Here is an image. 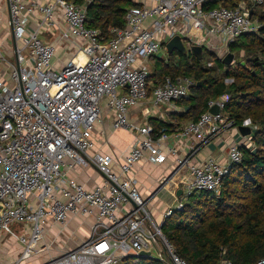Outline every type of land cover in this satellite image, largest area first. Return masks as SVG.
Returning a JSON list of instances; mask_svg holds the SVG:
<instances>
[{
	"label": "built area",
	"instance_id": "obj_1",
	"mask_svg": "<svg viewBox=\"0 0 264 264\" xmlns=\"http://www.w3.org/2000/svg\"><path fill=\"white\" fill-rule=\"evenodd\" d=\"M229 1L153 0L151 6L131 8L125 27L113 29L108 38L87 25L91 0L82 5L70 0H8L16 48L13 61L0 51V232L23 247L15 264L49 254L54 240L44 241L50 222L65 227L74 218L92 220L89 236L46 264H122L141 252H150L162 264H187L163 234L165 221H156L142 197L134 168L144 159L164 164L168 155L177 158L179 169L187 168L191 180L165 220L182 210L196 191L220 194L231 166L243 162L245 146L232 142L226 164L211 157L195 162V156L229 130L240 134L224 112L228 96L209 103V110L220 107L218 115L208 110L173 132L175 146L167 155L162 146L168 132L154 135L150 124L132 122L130 110L145 102L172 107L189 97L196 85L191 77L149 81L151 62L174 37L187 38L189 52L201 46L224 59L241 36L260 32L264 24L252 12L264 0L225 6ZM58 11L66 23L59 39L76 51L60 69L55 67L57 45L41 34L42 27L55 23ZM104 104L115 113L114 129L134 138L118 159V171L108 156L91 153ZM143 113L149 115L147 109ZM247 125L253 129L251 120ZM243 138L250 140L246 148L252 150V136ZM184 139L189 152L181 158ZM77 166L94 167L103 182L87 188L70 176ZM169 181L166 178L163 185ZM222 255L220 264H232L226 251ZM257 264H264V259Z\"/></svg>",
	"mask_w": 264,
	"mask_h": 264
},
{
	"label": "trees",
	"instance_id": "obj_2",
	"mask_svg": "<svg viewBox=\"0 0 264 264\" xmlns=\"http://www.w3.org/2000/svg\"><path fill=\"white\" fill-rule=\"evenodd\" d=\"M235 1L240 0L224 5L232 7ZM136 6L142 4L135 0H91L87 25L109 38L113 29L125 27L128 11ZM252 14L264 24V13L260 16L253 10ZM229 53L237 58L231 66L204 47L201 55L174 51L167 59H156L149 78L154 84L166 76L195 80L189 97L178 102L183 111L174 119L179 124L198 121L211 101L228 96L224 112L230 120L241 126L250 119L253 126L254 148L242 149L244 160L231 166L220 194L196 191L182 210L173 211L165 220L163 234L187 264H220L223 251L232 264H257L264 259V27L258 34L241 36ZM207 62L214 66L207 67ZM151 125L154 135L169 130V124L162 120H152ZM122 264L162 263L155 258L129 257Z\"/></svg>",
	"mask_w": 264,
	"mask_h": 264
},
{
	"label": "crops",
	"instance_id": "obj_3",
	"mask_svg": "<svg viewBox=\"0 0 264 264\" xmlns=\"http://www.w3.org/2000/svg\"><path fill=\"white\" fill-rule=\"evenodd\" d=\"M135 1L142 4V6H151L153 4V0ZM37 19L39 20L40 18ZM37 19L34 24H36ZM65 28L66 23L62 18L61 12L58 11L56 13L55 23L50 26H44L41 29L43 40L48 43L56 44L57 53L61 50L64 51L65 55H69V58L65 56L63 59L55 60V67L58 69H60L65 62L73 58L76 52L69 42L64 43L59 39L61 31ZM13 34L8 0H0V51L11 61H13L16 48ZM187 42L184 41L186 46H188ZM155 59H157V57H155ZM155 61L156 60H154V62ZM145 109L149 111L148 116H144L143 112ZM182 111L183 109L179 104L172 107L157 108L149 104V102H145L130 110V119L132 122L142 126L146 124L151 125L152 120H162L168 123L169 139L162 146L163 153L167 155L169 154L168 148L175 146L173 132L187 124H179V121L174 119V115ZM114 120V111L110 110L106 104H104L102 120L96 125L93 133L94 148L91 150V153L108 156L112 161L113 169L118 171L120 164L118 159L128 151L134 138L130 132L115 130L113 127ZM249 141V139H244L236 130H229L227 133L202 148L199 154L195 156V162L211 157L220 161L222 164H226L229 145L232 142H239L246 148ZM188 152L189 144L188 141L184 139L180 145L179 157L183 158ZM134 174L138 181L137 183L142 197L148 200L149 207L156 221L160 224L165 219V213L169 209L177 206V199L179 198L177 193L180 190L183 191L185 185L191 180L187 168L179 169L177 158L170 155H168L167 161L160 165L154 164L148 159H144L135 166ZM70 176L87 188H92L103 182L102 175L94 167L77 166L70 172ZM170 176V181L163 185V181L166 178H170ZM89 221L92 222V220ZM90 223L84 222L79 218L71 219L69 225L65 227L61 224L50 222L44 243L48 244L54 240V249L50 251L49 254L46 253L39 257H33L21 264H46L50 258L56 256L60 251L74 249L81 240L89 236ZM16 229H19V226H17ZM67 233L69 237L66 236ZM22 250L23 247L18 241L0 232V264H15Z\"/></svg>",
	"mask_w": 264,
	"mask_h": 264
},
{
	"label": "water",
	"instance_id": "obj_4",
	"mask_svg": "<svg viewBox=\"0 0 264 264\" xmlns=\"http://www.w3.org/2000/svg\"><path fill=\"white\" fill-rule=\"evenodd\" d=\"M166 48H167L168 54H172L174 51H178V52H181L183 54H186L190 51L187 48V46L185 45L184 40L180 36H176L172 40H170L167 43ZM192 51H194L195 54H197V55H201L203 52V47L193 46ZM234 59H235V56L232 53H229L223 59V63L226 64L227 66H231L234 62ZM209 111H210V113H212L214 115H218L220 113V107L218 105H215L212 108H210ZM249 122H250V119L246 120L245 125H241L238 127L239 132L243 137L253 136V129L247 125ZM168 179L170 180L171 176ZM181 195H182V190H180L177 193L178 197H180ZM143 257L151 258V253L150 252H141V254L139 255V258H143Z\"/></svg>",
	"mask_w": 264,
	"mask_h": 264
},
{
	"label": "rangeland",
	"instance_id": "obj_5",
	"mask_svg": "<svg viewBox=\"0 0 264 264\" xmlns=\"http://www.w3.org/2000/svg\"><path fill=\"white\" fill-rule=\"evenodd\" d=\"M253 9H254V11L256 12V13H258V15H262L263 13H264V4L263 5H255L254 7H253ZM197 34V32H196V30L195 29H191L190 30V35L191 36H195ZM42 38H43V35H42ZM184 41L185 42H187L188 41V39L187 38H184ZM211 52V51H210ZM211 53H213V52H211ZM214 54V53H213ZM65 56L67 57V58H69V55H65V53H64V51H59L58 53H57V60L58 59H63V58H65ZM167 56H168V52L165 50V49H161V51L159 52V54L156 56L158 59H167ZM244 56V53H241V57H243ZM154 60H156L155 58L153 59V61L151 62V64H150V67H151V71L153 72L154 71V67L153 66H155V62H154ZM235 60H237V58H235ZM207 67H209V68H211L212 66H214L212 63H208L207 62ZM223 73H219V76L220 77H223ZM226 82H230V81H226ZM253 148H254V145H253ZM215 195H219L218 193H214ZM172 215V214H171ZM170 215V216H171ZM169 216V217H170ZM164 221H165V219H164ZM163 221V222H164ZM77 224H79V223H77ZM160 224V223H159ZM82 231H84V230H82ZM67 237H69V234L67 233V235H66ZM154 255H155V253H154Z\"/></svg>",
	"mask_w": 264,
	"mask_h": 264
},
{
	"label": "bare ground",
	"instance_id": "obj_6",
	"mask_svg": "<svg viewBox=\"0 0 264 264\" xmlns=\"http://www.w3.org/2000/svg\"><path fill=\"white\" fill-rule=\"evenodd\" d=\"M80 58H81L82 62H84L86 60L85 57L83 56V54L80 55Z\"/></svg>",
	"mask_w": 264,
	"mask_h": 264
}]
</instances>
